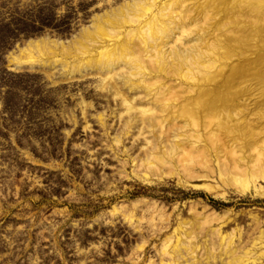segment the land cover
Wrapping results in <instances>:
<instances>
[{"label":"rangeland","instance_id":"374dc122","mask_svg":"<svg viewBox=\"0 0 264 264\" xmlns=\"http://www.w3.org/2000/svg\"><path fill=\"white\" fill-rule=\"evenodd\" d=\"M124 2L0 0V264H170L162 250L176 257L180 244L196 250L179 264H264V196L236 193L217 176L148 168L156 140L147 143L139 114L114 98L115 79L106 88L96 69L68 75L66 64L83 57L60 48L22 53L40 40L68 46ZM211 213L215 221L189 237L181 223Z\"/></svg>","mask_w":264,"mask_h":264},{"label":"bare ground","instance_id":"6f19581e","mask_svg":"<svg viewBox=\"0 0 264 264\" xmlns=\"http://www.w3.org/2000/svg\"><path fill=\"white\" fill-rule=\"evenodd\" d=\"M67 45L40 40L22 53L29 60L60 48L65 57H87L66 64L68 75L96 69L106 88L115 79L114 98L126 114H139L147 143L156 140L148 168L166 166V175L178 170L190 180L217 176L236 193L264 196V0H129L94 16ZM137 122L134 115L127 128ZM216 218L197 214L181 224L191 237ZM231 235L221 238V249ZM166 250L170 264H179L183 255L194 260L196 248L176 245V257ZM224 256L220 250L221 262Z\"/></svg>","mask_w":264,"mask_h":264}]
</instances>
